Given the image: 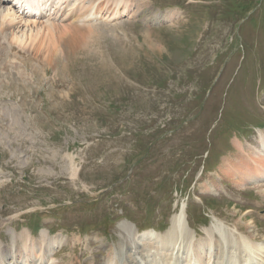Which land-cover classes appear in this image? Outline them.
<instances>
[{
    "label": "rangeland",
    "instance_id": "1",
    "mask_svg": "<svg viewBox=\"0 0 264 264\" xmlns=\"http://www.w3.org/2000/svg\"><path fill=\"white\" fill-rule=\"evenodd\" d=\"M136 1L134 22L34 33L18 70L0 65L5 248L40 223L66 239L61 264L106 258L182 209L203 236L221 223L264 241V186L225 166L263 146L264 0Z\"/></svg>",
    "mask_w": 264,
    "mask_h": 264
},
{
    "label": "bare ground",
    "instance_id": "2",
    "mask_svg": "<svg viewBox=\"0 0 264 264\" xmlns=\"http://www.w3.org/2000/svg\"><path fill=\"white\" fill-rule=\"evenodd\" d=\"M73 1L74 5H80L79 20L90 13L102 14V12H107L108 14L109 12H112L113 14L115 12V8H117V6L120 7L121 4H123L122 6L125 8V10H127L128 7V3H126L124 0ZM118 1L119 4H116V2ZM116 13L119 12L116 11ZM162 19H165L164 15L162 16ZM72 24L74 25L75 21L65 25L49 22L41 23L36 21H26L23 18L18 17L13 12L12 8L7 7L2 2V0H0V65L2 72L8 64L9 58L12 57L11 51L8 52L12 47H19L23 50H25L27 47H31L34 50L35 41L34 44L32 43L33 41L31 42L34 37V33L36 37L38 36L39 38L42 33H44L45 36V33L47 34L50 30H67L70 28L73 29ZM5 54L10 55L7 56ZM41 60L46 65V61L43 59ZM37 69L34 70L37 71ZM260 143L263 144L261 149L256 150L255 147H252L254 148V150H250L249 153H247V151L250 149V147L242 149L241 146L237 144L236 146L239 149L241 157H239L237 161H234V163L233 160H230L225 165L228 170L230 169L231 172L235 168L234 174L237 178V184L239 183L238 185H240V187L249 185L252 187L261 188V186H264V137H262ZM242 147L244 148L245 146L242 144ZM261 193L264 194L263 187ZM185 220L186 210L182 209L180 213L176 214V217L171 220L170 227H168V232L165 235H159L155 230H153L152 232L147 231L143 234L134 236L135 239H133L132 241L135 240L134 243L136 246V252L131 257L124 255L123 252L120 253V249L127 248L128 246L125 242H123L117 249L116 247H114V250L109 254L110 257H108V264H171L173 261H177V263L175 264H179L181 258L182 262L180 264H223L216 261L215 253L214 256L211 254V249L216 252L220 248V244L216 240L214 233H217L224 241H231V244L234 245V247H237L241 253L239 256H234L233 258H231L229 260V263L225 264H264V246H262L263 244H257L258 242H263V239L257 240L252 234L247 236L248 234L242 233V230L240 231V229H238V226L237 228L235 227V230H230L226 226H223L221 223H218V227H215V231L213 233L211 231L206 232L209 239H204L202 244H193L196 249H192V251H188L186 253V259L184 262L183 255L179 251H176L175 246L181 238L188 241L189 238L194 235L191 232H187L190 231V229L192 230L193 228L191 227V224L188 220L187 227L185 225ZM185 227L187 230L185 229ZM236 230H238L242 235H237V233H235ZM192 232L197 233L194 229L192 230ZM139 238L140 241L138 242ZM55 244H52L46 251H43L42 247L36 249L35 246H26L25 250L23 251L20 248V253L24 254L25 256V264H42V261L40 262L39 259L32 260L33 255L37 253V250L40 252H46L48 261V258L52 256L54 250L59 247L55 246ZM172 247L173 249H170ZM43 254L44 253H42V255ZM13 255L15 257V262L18 263L17 252H14ZM13 255L12 252L9 253V256L7 253L3 255V262L6 263L8 259L12 260ZM192 255L194 260L189 259ZM254 255H256L257 258L253 257ZM47 261L43 264H47Z\"/></svg>",
    "mask_w": 264,
    "mask_h": 264
}]
</instances>
